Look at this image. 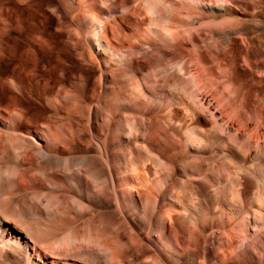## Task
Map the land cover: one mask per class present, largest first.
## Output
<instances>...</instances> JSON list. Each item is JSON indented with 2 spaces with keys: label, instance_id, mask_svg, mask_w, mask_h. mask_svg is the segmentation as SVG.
Wrapping results in <instances>:
<instances>
[{
  "label": "rangeland",
  "instance_id": "1",
  "mask_svg": "<svg viewBox=\"0 0 264 264\" xmlns=\"http://www.w3.org/2000/svg\"><path fill=\"white\" fill-rule=\"evenodd\" d=\"M79 1H39L61 63L50 73L53 65L39 54L49 68L34 72L49 73L56 95L66 83L69 100L57 95L55 105L54 95L50 105L0 88V264H115L113 257L120 264L118 256L121 264H177L168 257L171 245L187 264H264V40L255 38L258 28L264 38V25L245 28L229 3L217 19L206 10L197 15L195 28L211 25L218 33L196 44L221 50L201 52L204 69L190 44L176 48L166 35L169 13L151 24L159 15L144 4L149 18L141 27L133 11L142 0H100L103 16L89 23ZM248 1L238 0L239 8ZM252 2L264 21V0ZM178 18L191 28L184 14ZM107 20L119 31L120 45L108 40L119 52L95 44ZM15 66L7 60L1 76L12 81ZM12 97L25 113L22 126L34 116L32 134L9 132L20 115L7 108ZM39 143L63 163H46ZM80 158L88 165L75 163Z\"/></svg>",
  "mask_w": 264,
  "mask_h": 264
},
{
  "label": "bare ground",
  "instance_id": "2",
  "mask_svg": "<svg viewBox=\"0 0 264 264\" xmlns=\"http://www.w3.org/2000/svg\"><path fill=\"white\" fill-rule=\"evenodd\" d=\"M39 1L40 0H38V1H36V0H0V67L7 60L9 61V60L13 59L14 61H16V66H15L16 69L19 68V73L17 74V76L15 78L12 77V79H13L12 81H10L11 79H8L10 76H7L8 78H3L1 76V74H0V88L4 89L7 85H9L13 89L17 90L20 94L22 93L23 96H26L28 100H32L33 102L37 101V100H40V101H44L47 104H50L51 102L53 103V100H54L53 96L56 95V94H54V92H53L54 88L51 86L50 78L48 76V74H49L48 72L51 73L52 71L59 70V69H57L56 65L59 67V65L61 63V58H60V55L59 56L58 55L55 56L54 53H53V50H52L53 46H51V44L49 42L50 41L49 40V35H47V33H46L47 28H48V26H47V24H48L47 23V19L48 18L44 14L45 12H43L40 9L41 2H39ZM124 1H126V0H120L121 3H123ZM157 1H159V5H157V3L152 2L151 0H147V1L146 0H142V1L137 3V5L134 8L133 12H134L135 15L139 16L141 27H142L143 24H145V21L149 18L148 17L149 15L146 16V15H144L142 13V7L145 6L144 4H146V6L144 8L149 13H152L154 10H156V13L154 12L155 14L154 13L153 14L154 15H159V18L157 17V19H154V17H152L150 19V21H149L150 23L152 21H153V23L155 21H156L155 23H157V21H160L159 19L162 18L163 12L164 13L165 12L169 13L171 16L167 20V22L169 21L170 24L168 23L169 25H166L163 28V30L165 31L166 35L169 36L174 42H176V48L178 47V45L182 46L183 40L185 41L184 44H186V45L190 44L191 47H192V51H191L193 53L192 56L194 57V59H196L198 61L197 62L198 64H196V65L199 66V67L204 66L203 67L204 69H205V65L203 64V62H205V61L202 58L201 52L204 50L205 52H207L205 54L209 53L208 55H210V54L212 55L213 52H217V54H219L221 50H220L219 47H216V46L215 47H216L217 51L216 50H212L213 47L211 46L212 45L211 43L206 44L204 42L205 43L204 47L203 46L200 47V46H198V44H196L195 40L198 39V38H202L203 39V37H204L203 35H205L204 33H207L208 35H211L212 38H213V36L216 33H218V32H215L217 30L214 31V30L211 29V27H210L211 25L207 26L209 29L206 28V26H205V28L204 27H200V26H196V28H195L196 24H198V23L200 24V22H199V20L197 18L198 17L197 15L200 16V15H203V13H207V12H204V10H206V11H208V14L210 15V17H212L213 19H217L218 17L224 16V14L227 12L226 10L228 8V7L226 8V6L229 3V4H231L233 6V10L236 13L241 14L243 16V18L246 20L245 23L242 24V26H244L245 28L250 26L253 21L256 22V25L258 27H262L264 25V21L261 19L262 11L256 5L253 4L252 1H254V0L248 1L247 4L245 3L246 5L242 9H241V7L239 8V6H238V2H237L238 0H179L180 5L177 8L174 6V4L167 3L166 0L165 1L157 0ZM99 2H100V0H84V1L82 0V1H79L80 18L84 19V20L87 19V20H89V23H92V22L96 21V20H93V19H95L94 18L95 16H97V17L103 16L102 15L103 14V9L101 8ZM234 4H235V6H234ZM203 5H204V7H203ZM20 13H22L23 15L25 14V18L27 19L26 20V26L24 24V21L21 20V16L22 15L20 16L19 15ZM178 14L179 15H183L184 14L187 17V19L189 21H191L192 24L190 23L191 28L189 30H187L185 28V26H183V24L186 23V22L183 21L184 19L180 20L178 18V16H179ZM84 16L86 18H84ZM167 17H169V16H167ZM153 23H151V24H153ZM143 26H145V25H143ZM149 26H150V24H149ZM149 26L147 24V26H146L147 30H151V28ZM221 26H222V24H221ZM197 27H199V28H197ZM224 27L226 28V26H224ZM240 27H239V29H240ZM102 28H103L104 34H101L99 36V34L97 33L95 35V37H94L95 44L98 45L100 47L99 49H101V50L103 49L104 51H108L109 50V51H117V52H119L120 49L117 46H113V44L109 43V41H108L109 39L112 38V40L117 45L121 44L120 38H119V31L117 30V28H115V26L113 25L111 20H109V21L107 20L106 23H103ZM183 28L185 30H183ZM237 28H234V29L237 30ZM224 29H222L223 31L220 32V34H219L222 37L227 35L228 32H229L226 29L225 30ZM143 30H145V28ZM229 30H231V29H229ZM238 31H240V30H238ZM258 31H260V28H258ZM258 31L255 32V38L262 42L264 40L263 34L258 32ZM161 32H162V30H161ZM161 32H155V33H156L157 36H161L162 35V37H164L163 35H165V34H162ZM48 33H50V32H48ZM145 33L149 34L148 31H145ZM102 37H105V39H106V41L108 43L106 45V47H105V45L103 47V38ZM178 37H180L179 38L180 40L178 39ZM209 38L212 40L211 37H209ZM225 39H227V38H225ZM244 41L246 42V52L248 53L253 45L250 42L249 38H246V40H244ZM214 43H213V45H214ZM215 45H217V43ZM217 46H219V45H217ZM18 48L20 49V53L17 56L16 50ZM179 49H181V48L179 47ZM225 51L223 52L224 54H225ZM39 54L42 55V59H44L45 61L47 60L48 64L49 65H53V66L52 67L50 66V68H49L47 66V63L46 64L45 63L42 64L41 62H43V61H41V59L39 57ZM205 54H204V56H205ZM247 62L249 63L248 59H247ZM23 66H26V68H23ZM39 68L40 69L42 68L43 71H44V69L49 68V70L47 69L48 70V72H47L48 74L45 73V74H43L42 78L39 77L40 75L38 76V74H36L34 72L36 70L38 71ZM222 71H224V70H222ZM0 73H1V70H0ZM223 74H226V76H228L227 73H223ZM226 79H228V78H226ZM41 80H42V82H41ZM58 82L59 81H56L55 85H57ZM196 83L197 82H195V84ZM23 84H25L26 87H23L22 86ZM32 86L36 88V90L33 88L36 91L35 93H33ZM59 86H60L59 88L61 89L60 94H63L65 96V98L67 99V101H68L69 98L71 97L69 86L66 83H64V82H61V85H59ZM196 86H197V84H196ZM205 91H208V90H205ZM60 94L58 93L57 95H60ZM57 95L55 96L57 102L53 103L55 105H56V103L58 104ZM212 95L215 96V93L212 92ZM13 101H14V99L12 97V100L9 101V103L7 102L8 103L7 108L15 107V111L17 112L16 115L17 116L19 114L20 115L18 116L17 122L13 123V128L9 129V132L19 133L21 131L22 127H23L28 134H30V133L32 134L34 131L31 129V127H33V126H31L32 124H29V123L33 122V119H34L33 117L34 116L31 115L29 118H27V122H28L27 126H22V123L20 124V122H21L22 118H26L24 116L25 113L23 114L24 111L20 112L21 109H19L18 107L17 108L20 111L16 110V106L20 105V103L18 102L19 103L18 104V103H15L16 101L15 102H13ZM67 101H66V103H67ZM66 103L64 105L63 104L62 105L65 107V110L67 111L66 112V114H67L66 116H68L69 113H70L68 109L70 107H69V104L68 103L66 104ZM52 107H53V105H52ZM204 107L207 108L206 105ZM61 108H63V107H61ZM22 109H24V108H22ZM59 110H60L59 108H56L55 111L58 112ZM63 112H65V111H63ZM59 115H61V114H59ZM30 137H31V139L35 140V138L32 135ZM55 142H57V144H58L59 142H61V139L59 140V142H58V140L55 141ZM56 147H58V146H56ZM36 152L39 155H41V157L44 159V161L46 163H51V164H62L63 163L62 162L63 158L61 156H57V155L56 156H52V155H50V153L46 152V150L43 148V146L40 143H39V146H38ZM87 160H86V158L85 159L84 158H80V159H77V161L75 160V163L77 162V163L81 164V166L82 165H88V164H85ZM90 166H91V164H89V167ZM91 170H89V172ZM93 173H94V171H93ZM92 176H94V175H92ZM100 202H101V200H99V203ZM94 206H97V204H94V205L92 204V205L88 206L87 210L88 211H92V209H94ZM167 215H169V214L167 213L166 217H167ZM160 218H161V220L159 219V221H160L161 225H164L166 218L164 219L163 216H160ZM156 227H157L158 232L161 231L160 228L162 226L159 225V226H156ZM195 237L196 236L192 235L191 236V241H194ZM180 248H182V247H180ZM211 250H212V248L208 247L206 253L211 252ZM181 251H179L177 249V247H173L171 245L170 250L168 252V257L173 262H176L177 264H187L186 262H184V257L182 256V254L184 252L181 254ZM118 257H119L118 258L119 262L121 264V262H122L121 261V257L120 256H118ZM113 258H114V260H115L114 262L116 264V258L117 257H113ZM40 259L43 260V257H40ZM44 263H45V261H44Z\"/></svg>",
  "mask_w": 264,
  "mask_h": 264
}]
</instances>
